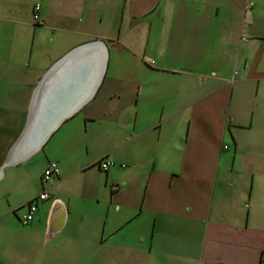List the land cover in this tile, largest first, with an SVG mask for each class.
I'll return each mask as SVG.
<instances>
[{"label": "crops", "instance_id": "crops-1", "mask_svg": "<svg viewBox=\"0 0 264 264\" xmlns=\"http://www.w3.org/2000/svg\"><path fill=\"white\" fill-rule=\"evenodd\" d=\"M103 4L0 0V220L48 193L0 264H264V0ZM96 39L91 99L4 164L43 73Z\"/></svg>", "mask_w": 264, "mask_h": 264}, {"label": "water", "instance_id": "water-1", "mask_svg": "<svg viewBox=\"0 0 264 264\" xmlns=\"http://www.w3.org/2000/svg\"><path fill=\"white\" fill-rule=\"evenodd\" d=\"M107 57L105 43L96 39L75 46L51 64L34 86L24 127L4 164L20 163L35 154L65 119L91 99ZM61 224L62 219L53 220L51 227Z\"/></svg>", "mask_w": 264, "mask_h": 264}, {"label": "built area", "instance_id": "built-area-1", "mask_svg": "<svg viewBox=\"0 0 264 264\" xmlns=\"http://www.w3.org/2000/svg\"><path fill=\"white\" fill-rule=\"evenodd\" d=\"M40 5L36 3L33 8H32V18L34 22L40 23V17H39V12H40ZM96 167L102 171L105 172L110 166L114 165L111 161L101 159L97 161ZM123 165H121L122 167ZM58 174V167L56 162H51L47 163L45 169L43 170L42 173V180L47 181L48 179H51L52 177L56 176ZM48 198V193L46 191L41 192L40 194L37 195V197L33 200H30L28 203V207L26 209L25 214L21 218V223L22 225H27L31 220H33L37 208V201L38 200H45Z\"/></svg>", "mask_w": 264, "mask_h": 264}, {"label": "rangeland", "instance_id": "rangeland-1", "mask_svg": "<svg viewBox=\"0 0 264 264\" xmlns=\"http://www.w3.org/2000/svg\"><path fill=\"white\" fill-rule=\"evenodd\" d=\"M112 1L113 0H104V4L101 9H103L102 12L105 16L107 15V10L109 11V8L112 5ZM41 156H43L42 153H39V155H37V158H41ZM21 224L22 223H19L17 221V218L16 216H14V214L13 216L11 215L0 220V250H2L6 242L9 243L12 239H15L17 236H19V234L23 233V231L20 229L26 226H22Z\"/></svg>", "mask_w": 264, "mask_h": 264}]
</instances>
